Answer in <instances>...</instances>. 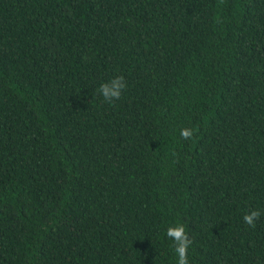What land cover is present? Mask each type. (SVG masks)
<instances>
[{
    "label": "trees",
    "instance_id": "trees-1",
    "mask_svg": "<svg viewBox=\"0 0 264 264\" xmlns=\"http://www.w3.org/2000/svg\"><path fill=\"white\" fill-rule=\"evenodd\" d=\"M177 222L264 264V0H0V264H177Z\"/></svg>",
    "mask_w": 264,
    "mask_h": 264
},
{
    "label": "clouds",
    "instance_id": "clouds-1",
    "mask_svg": "<svg viewBox=\"0 0 264 264\" xmlns=\"http://www.w3.org/2000/svg\"><path fill=\"white\" fill-rule=\"evenodd\" d=\"M126 87L127 82L125 78L122 75H117L102 83L99 86L98 92L105 101L112 103L121 98L122 92ZM180 135L184 140H191L194 135V130L190 127L182 128ZM260 216L261 212L259 210L252 209L244 214L243 221L245 224L254 228ZM166 235L173 241L174 251L178 257L177 264H189L188 249L193 241L186 231V225L181 222L169 225L166 230Z\"/></svg>",
    "mask_w": 264,
    "mask_h": 264
}]
</instances>
